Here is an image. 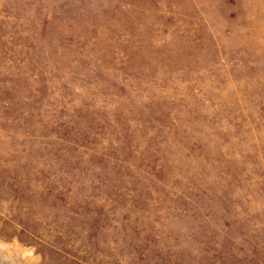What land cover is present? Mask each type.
<instances>
[{
    "label": "rangeland",
    "instance_id": "1",
    "mask_svg": "<svg viewBox=\"0 0 264 264\" xmlns=\"http://www.w3.org/2000/svg\"><path fill=\"white\" fill-rule=\"evenodd\" d=\"M0 264H264V0H0Z\"/></svg>",
    "mask_w": 264,
    "mask_h": 264
}]
</instances>
